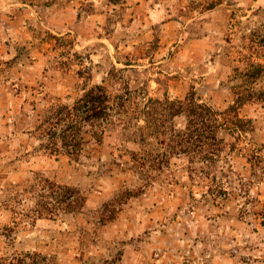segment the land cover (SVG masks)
<instances>
[{
    "label": "rangeland",
    "instance_id": "1",
    "mask_svg": "<svg viewBox=\"0 0 264 264\" xmlns=\"http://www.w3.org/2000/svg\"><path fill=\"white\" fill-rule=\"evenodd\" d=\"M125 83L139 102L194 92L221 114L219 151L191 161L115 132L78 156L40 146L52 107ZM28 253L264 264V0H0V264Z\"/></svg>",
    "mask_w": 264,
    "mask_h": 264
},
{
    "label": "trees",
    "instance_id": "2",
    "mask_svg": "<svg viewBox=\"0 0 264 264\" xmlns=\"http://www.w3.org/2000/svg\"><path fill=\"white\" fill-rule=\"evenodd\" d=\"M113 68L116 69L115 66ZM138 92L128 83L121 92H110L106 84H96L72 104L52 107L37 128L42 131L40 146L51 155L66 153L78 156L83 151L86 134L102 143L108 132H115L120 136L119 140L131 138L141 144L149 135L157 144L174 149L176 155L188 156L191 161L211 158L219 151L213 146L225 127L221 114L207 102H200L194 92L183 99H171L168 95L163 99L154 98L149 96V92H144V102H139L141 92ZM139 113H143V118L139 117ZM176 119H180L182 124L168 135L167 130L175 126ZM142 120L153 128L150 133L144 132L146 126L140 124ZM241 129L238 124L232 130ZM140 164L143 169L157 166L161 169L167 165L164 159L151 162L149 158H144ZM16 264L50 262L42 254L28 253L18 258Z\"/></svg>",
    "mask_w": 264,
    "mask_h": 264
}]
</instances>
